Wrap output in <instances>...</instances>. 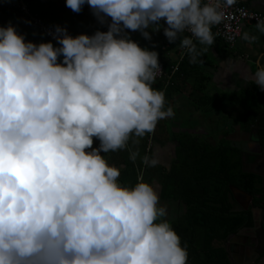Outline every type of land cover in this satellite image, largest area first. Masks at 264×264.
<instances>
[{
	"label": "clouds",
	"instance_id": "clouds-1",
	"mask_svg": "<svg viewBox=\"0 0 264 264\" xmlns=\"http://www.w3.org/2000/svg\"><path fill=\"white\" fill-rule=\"evenodd\" d=\"M66 3L77 12L89 4L108 30L73 36L57 25L56 46L26 40L11 21L0 25V264H188L154 185L122 184L104 154L174 114L165 91L153 87L162 71L158 51L127 30L151 39L148 29L159 30L164 19L169 41L179 39L196 62L204 49L192 37L214 43L221 0ZM256 28L264 34V18ZM258 38L243 33L249 43ZM254 77L264 90V63ZM138 155L130 149V159Z\"/></svg>",
	"mask_w": 264,
	"mask_h": 264
},
{
	"label": "crops",
	"instance_id": "crops-1",
	"mask_svg": "<svg viewBox=\"0 0 264 264\" xmlns=\"http://www.w3.org/2000/svg\"><path fill=\"white\" fill-rule=\"evenodd\" d=\"M25 1L31 8L44 14L55 26L67 28L68 33L73 36L81 33L91 35L97 30L107 31L105 24L98 20L87 3L77 12L67 6L66 0ZM248 6L251 10L264 15V0H251ZM108 20H111V17H108ZM159 23L162 25L159 30L148 29L151 32V39L145 38L140 30L127 31L142 47L158 51L159 62L164 65L166 72L164 82L172 80L173 87L166 99L165 107L171 106L174 114L160 119L152 132L142 137L132 136L127 147L104 155L109 164L120 169L130 158V149H139V155L134 161L135 165L142 170L144 180L151 182L158 191L160 202L166 205L168 210V215L163 219L171 223L185 211L182 203L165 198L169 184L167 175L175 158L177 146L174 141L175 134L188 132L212 145L225 138L233 146L241 149L245 156H257L256 161L250 162L248 166L252 167L258 160L259 155L251 151L253 145L261 150L258 138L252 140V133L247 134L243 131L242 108L238 103L231 102L226 95L240 94L256 86L259 98L264 100V90H261L254 80V73L260 64L264 63V60L260 59L264 54V34L259 32L256 25L245 24L239 40L232 48L215 40L211 45H202L196 38L194 42L197 43L198 50L204 49V51L196 62H191L190 53L185 58L181 57L180 40L170 42L164 34L163 27L167 26L166 21L161 19ZM246 31L259 38L249 43L243 39V33ZM62 59L63 55L60 57V60ZM229 61L235 64L233 71H227ZM158 81L156 80L154 84ZM206 96L210 97V100L205 99ZM137 140L138 143H135L134 141ZM99 143V139L94 138L93 147H97ZM144 155L156 157L159 162L155 166L146 165L142 159ZM257 214L259 217L262 216L261 212ZM250 235L248 230L240 233L237 238H232L229 242L230 247L236 249L243 237Z\"/></svg>",
	"mask_w": 264,
	"mask_h": 264
},
{
	"label": "trees",
	"instance_id": "trees-1",
	"mask_svg": "<svg viewBox=\"0 0 264 264\" xmlns=\"http://www.w3.org/2000/svg\"><path fill=\"white\" fill-rule=\"evenodd\" d=\"M5 1L0 0V25L6 26L11 21L19 32L26 34V40L36 43L50 41L39 33L15 4ZM27 6L32 13L48 20L29 3ZM89 9L92 10L90 5ZM171 85L172 80L164 82L163 79L153 87L163 89L167 99L173 88ZM258 92L257 87L252 86L249 91L226 97L242 108L241 128L247 133L255 131L259 146L264 151V100L259 98ZM205 99L210 100V97ZM257 122L258 132L255 130ZM174 141L177 146L167 175L169 184L165 198L185 206L184 213L171 224L180 235L181 243L187 247L188 264H231L224 244L240 230L253 226L251 211L236 209L231 187L250 194L253 206H264L263 179L247 170L257 156H245L241 149L225 138L212 145L191 133L181 132L175 134ZM136 167L130 158L124 162L119 181L134 185L137 182Z\"/></svg>",
	"mask_w": 264,
	"mask_h": 264
},
{
	"label": "built area",
	"instance_id": "built-area-1",
	"mask_svg": "<svg viewBox=\"0 0 264 264\" xmlns=\"http://www.w3.org/2000/svg\"><path fill=\"white\" fill-rule=\"evenodd\" d=\"M249 1L251 0H235V3L232 5L225 6L224 0H221V7L224 13L223 19L219 23L212 25L215 41L224 43L232 48L239 40L245 24L256 25L258 18H264L262 13L253 11L249 8ZM19 8L23 15L26 16V19L37 27L39 33L43 37L58 44V41L56 40V26L53 23L40 17L36 13H32L23 0H19ZM108 21L110 22V20ZM104 24L108 30V23L106 22ZM181 35L191 36L192 34L185 31ZM192 38L194 41L196 40V37L193 36ZM187 52V49L180 47L179 53L182 58ZM160 65L162 71L157 76L156 80H162L166 76L164 65L162 63H160ZM141 179L144 180L143 172L137 168V182Z\"/></svg>",
	"mask_w": 264,
	"mask_h": 264
},
{
	"label": "flooded vegetation",
	"instance_id": "flooded-vegetation-1",
	"mask_svg": "<svg viewBox=\"0 0 264 264\" xmlns=\"http://www.w3.org/2000/svg\"><path fill=\"white\" fill-rule=\"evenodd\" d=\"M254 132L255 131H252L250 133H254ZM250 133H247V134H250ZM255 165H256V163H255ZM250 172H252V171H250ZM252 173H254V172H252ZM255 174H257L258 176H260L263 179V184H264V173H255ZM239 197H241V199ZM233 198L235 200L236 209L237 210H245V211L250 210L251 213H252V219H253V226L240 230L238 232V234L240 235V233H243L246 230H248L250 232V234H251L250 237H255L260 242V245H261L262 242H263V238H262L261 233H260V231L258 229V226L260 225V222L262 221V219L260 220V218L262 216L259 217L257 213L261 212L262 215H263L264 206L263 207H255V206H253V199H252L251 203L249 205H247L248 198L245 195H243V194H236V193L234 194L233 193ZM246 208H248V209L246 210ZM255 217L258 218L259 221L255 222L254 221ZM248 237L249 236H244L242 242L238 243V245H237L238 247L236 249H232L230 247V245H229V242L232 240L231 237L228 239L229 241L227 243H228V247H229V250H230V255H233L234 256L233 258L237 259L236 260L237 263L239 262L238 261L239 259L242 260L243 253L247 252V249H248V247H247V245H248ZM224 247H225V244H224ZM228 255H229V253H228Z\"/></svg>",
	"mask_w": 264,
	"mask_h": 264
},
{
	"label": "water",
	"instance_id": "water-1",
	"mask_svg": "<svg viewBox=\"0 0 264 264\" xmlns=\"http://www.w3.org/2000/svg\"><path fill=\"white\" fill-rule=\"evenodd\" d=\"M255 130H257V132L259 130L258 122L255 125ZM231 190L234 194L236 193V194L245 195L248 198L247 205H249L251 203L253 197L250 194H248V193H246V192H244V191H242V190H240L234 186L231 187ZM247 209L248 208H246V210ZM261 219H262V221L260 222L258 229H259L261 236L263 238L262 244L260 245V242L255 237L249 236L248 237L247 252L243 253V258H242V260L239 259L238 263L236 262L237 259L236 258L234 259L233 258L234 256L230 255V250H229L228 243H227L229 240L225 243V249L229 253V262L231 264H264V213H263L262 217L260 218V220ZM254 221L256 222L259 220H258V218L255 217ZM238 235L239 234L231 236V239L237 238Z\"/></svg>",
	"mask_w": 264,
	"mask_h": 264
},
{
	"label": "rangeland",
	"instance_id": "rangeland-1",
	"mask_svg": "<svg viewBox=\"0 0 264 264\" xmlns=\"http://www.w3.org/2000/svg\"><path fill=\"white\" fill-rule=\"evenodd\" d=\"M23 1L26 2L25 0H23ZM5 2L9 3V4H15L18 7V9H20L19 8V0H6ZM251 135H252V137H251L252 140L257 139V135L255 132L252 133ZM251 151H253V153H255L259 156H258V160L256 162V165H253L252 167L248 166V171L253 170L252 172H254V173H264V151H262V150L259 151V149L255 147V145H253V150H251ZM249 152H250V148H249Z\"/></svg>",
	"mask_w": 264,
	"mask_h": 264
}]
</instances>
